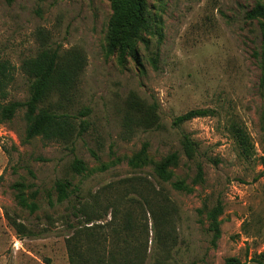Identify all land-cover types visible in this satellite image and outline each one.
<instances>
[{"label": "rangeland", "instance_id": "obj_1", "mask_svg": "<svg viewBox=\"0 0 264 264\" xmlns=\"http://www.w3.org/2000/svg\"><path fill=\"white\" fill-rule=\"evenodd\" d=\"M147 1L151 46L137 44L138 65L107 54L110 0H0V58L14 76L4 101L29 99L22 63L46 44L67 80L39 110L86 120L66 140L29 139L24 106L0 123V264H264V44L261 21L248 16L264 0ZM141 103L157 104L158 125L134 117ZM192 109L210 112L174 123ZM233 124L248 134L249 156ZM183 134L198 144L195 160ZM144 147L152 161L178 151L174 179L192 191L153 165L132 167ZM76 158L86 171H73ZM58 180L72 184L62 203ZM19 184L34 213L18 203ZM218 203L214 241L208 215Z\"/></svg>", "mask_w": 264, "mask_h": 264}, {"label": "trees", "instance_id": "obj_2", "mask_svg": "<svg viewBox=\"0 0 264 264\" xmlns=\"http://www.w3.org/2000/svg\"><path fill=\"white\" fill-rule=\"evenodd\" d=\"M112 16L109 23L107 35V54L117 55L120 60L125 61L128 55L132 56L138 65L141 64L137 44L142 43L146 49H150L151 43L146 33L151 31V19L147 0H110ZM251 19L261 21V32L264 44V2L248 13ZM157 56H152L153 66H157ZM60 55L58 49L51 48L46 44H41L39 52L22 63L23 72L31 79L30 97L26 102L9 101L7 98V85L13 79V66L7 60L0 58V123L11 119L19 107H26V115L29 126L27 137L29 139L37 136H47L48 138L68 139L78 127V134L86 131V120H80L77 124V117L70 114H58L51 111L39 110L40 104L51 94L53 89H58V84L67 80V73L60 70ZM136 102V101H135ZM138 115H134L139 123L146 126H156L159 124L160 117L158 106H145L139 104ZM210 110L192 109L175 118L174 123L183 124L196 117L208 115ZM86 115V112H82ZM129 117V123L130 119ZM128 123V124H129ZM77 125V126H76ZM235 140L245 156L250 155L251 142L246 131L238 124L232 125ZM181 145L188 160H195L198 153L197 142L188 134H183ZM181 161V154L178 151L166 155L158 161H152L147 154L146 147L129 160V164L134 167L153 165V171L163 182H169L178 191L191 192L192 189L182 180H175L174 168L178 167ZM72 169L76 173L86 171L85 163L76 158L72 163ZM204 180V169L202 164L197 163V173L195 182ZM71 182L58 180L55 183L57 192V202L62 203L69 198ZM18 203L27 208L31 213L37 211L38 206L35 202L29 203L26 195L25 186L17 185ZM36 193V192H35ZM33 194L32 196H35ZM223 213V206L218 203L209 212V229L213 233L214 241L220 237V220Z\"/></svg>", "mask_w": 264, "mask_h": 264}]
</instances>
